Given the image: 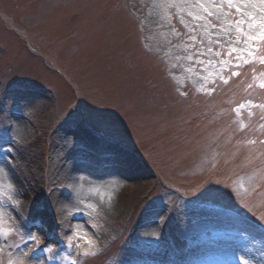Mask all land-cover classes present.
Returning <instances> with one entry per match:
<instances>
[{
	"label": "rangeland",
	"instance_id": "obj_1",
	"mask_svg": "<svg viewBox=\"0 0 264 264\" xmlns=\"http://www.w3.org/2000/svg\"><path fill=\"white\" fill-rule=\"evenodd\" d=\"M172 2L195 0H0V230L10 233L0 264L26 253L47 264L42 254L69 237L57 264L78 253L76 264H185L186 253L192 264H264V109L233 111L264 105V65L206 53L205 22L163 7ZM209 59L228 62L227 84ZM97 135L122 154L78 158ZM67 156L74 167L59 173ZM85 184L119 197L83 198Z\"/></svg>",
	"mask_w": 264,
	"mask_h": 264
},
{
	"label": "snow or ice",
	"instance_id": "obj_2",
	"mask_svg": "<svg viewBox=\"0 0 264 264\" xmlns=\"http://www.w3.org/2000/svg\"><path fill=\"white\" fill-rule=\"evenodd\" d=\"M163 7H175L179 11L188 9L187 15L205 22L202 26L205 28V35L208 38V43L205 45L206 53H211L214 57H221L224 53L219 49H226V54L229 57L235 55L237 60L243 59L245 64L250 61H258L259 64L264 65V54L259 53V46L264 45V0H195L194 4L172 2L165 3ZM212 29H215L214 34L210 31ZM241 44L244 47H238ZM205 52H198L197 55L204 56ZM200 62L205 63L203 60ZM206 63L208 65L219 64L220 72L218 75L223 83H228L230 77L225 78L222 74L223 69L228 67L227 61L209 59ZM230 75L237 76L239 73L231 71ZM261 75L264 76V73ZM204 79L207 80V77H204ZM248 87L252 88L253 85L249 84ZM258 87L264 89V80L258 84ZM246 105L252 108L264 109V105L253 104L251 100H248L239 104L233 111L239 116L241 109H244ZM249 115L251 116L252 113L250 112ZM243 127L244 125L241 124V128ZM261 127H264V125H261ZM249 143L255 144L256 141L252 140ZM260 143L264 144V140H261ZM9 234L0 230V236L5 239ZM33 240L39 243L36 237H33ZM92 247H94V242H90V248ZM48 251L51 252L52 249H48ZM89 254L94 253L85 250L84 255ZM9 264H23V261L10 260ZM244 264H247V262L245 261Z\"/></svg>",
	"mask_w": 264,
	"mask_h": 264
},
{
	"label": "bare ground",
	"instance_id": "obj_3",
	"mask_svg": "<svg viewBox=\"0 0 264 264\" xmlns=\"http://www.w3.org/2000/svg\"><path fill=\"white\" fill-rule=\"evenodd\" d=\"M25 130V127L23 125L22 122H15V126L13 128V133L14 134H18V135H22V132ZM92 145V143H89ZM89 150H92V149H89ZM66 172V171H65ZM3 177V174L0 170V178ZM6 179V178H5ZM107 180V179H106ZM112 180V181H111ZM85 181V180H84ZM102 181V180H101ZM111 181V182H110ZM2 182H8L7 179L5 181H2ZM108 182H110V185L113 186V184L116 183V180L115 179H109ZM113 182V183H112ZM83 183V182H82ZM135 190H132L131 189V194H130V197H132L134 195V193L136 192V185L134 186ZM94 188H91L88 190V188H86V184H85V188L84 186H82V193H81V197L83 198H87V199H92V200H96L94 199L95 195L96 197L98 196V200L99 202L104 205V203L107 205L108 202L111 200V199H118L119 195L115 192V190L113 188H109L108 190L106 191H91L93 190ZM79 192V190L77 191V193ZM102 192V193H101ZM97 201V200H96ZM5 215V211H2L0 210V215ZM147 217H150L149 215H147ZM155 223H150V224H146L143 226V232H147L149 235L151 234H154L155 231H154V228H155ZM26 254L22 255V254H18L16 257H15V261L16 260H22L23 261V264L25 262H28L29 260L25 257ZM31 263L33 264H42L41 261H36L34 262L33 260H30Z\"/></svg>",
	"mask_w": 264,
	"mask_h": 264
},
{
	"label": "clouds",
	"instance_id": "obj_4",
	"mask_svg": "<svg viewBox=\"0 0 264 264\" xmlns=\"http://www.w3.org/2000/svg\"><path fill=\"white\" fill-rule=\"evenodd\" d=\"M71 243V237H69V244Z\"/></svg>",
	"mask_w": 264,
	"mask_h": 264
}]
</instances>
